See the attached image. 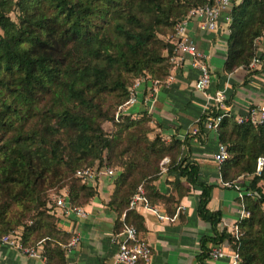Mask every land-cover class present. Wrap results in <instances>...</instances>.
<instances>
[{
	"label": "trees",
	"instance_id": "trees-1",
	"mask_svg": "<svg viewBox=\"0 0 264 264\" xmlns=\"http://www.w3.org/2000/svg\"><path fill=\"white\" fill-rule=\"evenodd\" d=\"M208 1L212 0H0V236L20 228L25 245L57 236L53 193L43 199L41 191L55 178L70 179L67 197L82 205L98 187L76 176L75 170L109 162L121 167L108 200L119 214L116 230L123 223L141 229L142 218L127 208L129 197L142 184L149 203L174 202V196L163 194L153 183L160 173L159 161L167 156V168L178 174L176 185H183L184 177L200 188L196 212L212 232L200 237L198 259L207 257L211 243L228 239L238 249L237 264H264V164L261 174H254L257 157L264 158V123L238 122L227 114L216 128L229 152L218 167L221 182L242 177L240 184L251 191L239 198L249 215L238 222L235 238L227 227L218 228L220 209L208 207L213 184L199 178L197 161H188L190 136L181 140L172 134L165 142L156 133L128 157L121 158L124 148L115 159L118 139L109 137L101 125L113 114L93 98L116 86L127 98L130 82L122 70L134 79H166L174 53L168 35L185 13ZM14 10L16 18L10 15ZM229 13L226 72L250 68L257 51L254 38L264 29V0L235 1ZM163 27L170 29L166 38L158 35ZM141 122L142 118L122 119L120 131ZM197 124L194 135L204 134L201 118ZM132 132L129 135L136 136ZM58 135L64 136L62 146Z\"/></svg>",
	"mask_w": 264,
	"mask_h": 264
},
{
	"label": "crops",
	"instance_id": "crops-1",
	"mask_svg": "<svg viewBox=\"0 0 264 264\" xmlns=\"http://www.w3.org/2000/svg\"><path fill=\"white\" fill-rule=\"evenodd\" d=\"M228 29L229 22L225 15L221 16L215 30L200 28L195 19H191L189 23L190 33L199 50L206 53L205 60L211 68L210 88L225 87L226 108L233 114H240L251 104L264 103V48L261 50V62L257 66H239L226 72L223 70V63ZM190 60L189 56H184L180 66L171 70L174 78L168 86H160L151 115L160 125L157 131L166 137L175 134L182 140L185 135L190 136L186 145L188 161H197L200 167L199 178L213 184L208 207L220 209L222 218L218 228L229 229L239 215L238 189L235 186H226L220 180L218 165L213 158L219 142L217 131L205 129L202 123L204 134L194 135L195 132H192L193 127H198L195 120L200 115L203 97L193 87L198 69L192 66ZM149 86V79L140 82L137 89L138 99L131 105L130 111L141 112L146 109ZM177 175L165 164L153 182L160 192L175 197L173 203H165L163 200L150 203L168 217L161 219L142 204L129 208L133 214L142 218V227L138 229L139 236L150 246V259H140L137 264H222L223 259L203 258L202 262L198 259L201 251L200 237L210 234L212 229L196 212L200 188L189 185L184 177L180 178L183 185H176L173 181ZM113 177L102 174L96 178V194L82 204L87 211L85 216L56 215L59 229L57 236L27 245L40 246L44 258L28 255L16 247L1 243L0 264H122L115 258L118 247L114 233L117 231L116 220L119 214L108 205L113 190ZM241 178L235 182L240 184ZM124 216L125 211L119 217L122 220ZM74 234L79 235L78 242L67 250L65 244Z\"/></svg>",
	"mask_w": 264,
	"mask_h": 264
},
{
	"label": "built area",
	"instance_id": "built-area-1",
	"mask_svg": "<svg viewBox=\"0 0 264 264\" xmlns=\"http://www.w3.org/2000/svg\"><path fill=\"white\" fill-rule=\"evenodd\" d=\"M236 0H212L203 5H198L191 8L188 13L183 15L175 24V30L168 35V40L173 45V55L171 61L174 69L176 66H180L184 56H189L192 66L198 69V76L193 81L194 89L198 90L203 97V105L199 117L195 120L196 123L202 120L203 126L208 130H215L221 118L227 114H233L225 106L226 88H210L212 84L211 68L205 60L206 53L199 50L195 40L193 39L190 30L189 23L191 19L198 21V25L202 29L215 30L219 26V20L221 16L226 17L230 23V10L233 3ZM229 30V29H228ZM254 44L257 51L249 63V67L257 66L262 59L261 51L264 48V29L261 34L254 38ZM174 75L170 73L166 79L160 80L152 78L150 79V90L146 98V111L151 113L157 100L159 88L161 85L168 86ZM141 79H138L129 88V97L120 105V109L123 106L133 105L137 101L138 86ZM211 108H214L215 113H209ZM238 122L248 121L254 125L264 123V103L263 104H251L245 112L240 114H233ZM118 114H116V118ZM197 126L192 128V132H196ZM229 157L227 146L218 142L216 150L213 152V158L216 161L218 167L222 161ZM167 158L163 159V164ZM264 164L263 156H258L255 166L254 174L260 175ZM117 169L111 166H103L100 168L83 166L75 170V175L82 180L95 183L98 176L106 174L114 176ZM226 186H235L238 189V196L242 198L244 195L251 194V191L238 182H223ZM67 188L63 187L58 192L53 193V203H51L52 211L57 216L70 217V216H85L87 214L86 209L80 204H72L67 197ZM142 204L153 210L159 218H166L167 215L159 212L155 206L150 205L142 185L137 187V190L133 192L128 200V208H134ZM249 215V211L245 209L243 203L240 204L239 215L233 222L229 231L238 238V222ZM21 229L14 228L7 233L0 236V244L7 243L22 252L34 256L44 258L42 249L40 246H27L22 243ZM79 239L78 234L72 235L70 240L65 244V248L70 250ZM114 239H117V251L116 261L122 264H137L141 259L148 261L150 259V246L143 238L139 236V232L134 225L124 223L122 228L114 233ZM210 260H221L222 264H237L239 261V253L237 247H234L228 239H224L220 244L211 243L209 245L207 257Z\"/></svg>",
	"mask_w": 264,
	"mask_h": 264
},
{
	"label": "rangeland",
	"instance_id": "rangeland-1",
	"mask_svg": "<svg viewBox=\"0 0 264 264\" xmlns=\"http://www.w3.org/2000/svg\"><path fill=\"white\" fill-rule=\"evenodd\" d=\"M10 15L12 18H16V10L12 11L10 13ZM160 29L158 30V35L166 38L167 37L166 35H168V31L170 30L169 27H163ZM0 31H1V29H0ZM162 33H165V34H162ZM121 75L125 79H127L128 82H130L129 88L138 79H141L140 81L152 79L151 77H148L147 75L146 76L145 75L140 76V77H137L134 79L132 74L128 71H125V70L121 71ZM129 88H128V91H129ZM123 96L124 95H123L121 88L117 87V86L112 87V88H108V89H105V90H102L100 92L93 94L94 101L100 105V108L109 114H113V119H105V120L101 121V125H102L105 133H107L109 137L118 139V144H117V147L115 149L117 151V153L115 154V157H114L115 159H119L118 152L124 148H127V150L122 154L121 158L122 157L123 158L128 157L131 154V152L136 150L135 147L137 145L142 147L145 144L146 140L152 139L156 133H158L160 135V137L163 139V141L167 142L170 140L171 135L166 137L164 134L160 133V131H157V128L160 127V125L157 122V120L151 115V113H149L150 114L149 115V114H147L148 113L147 111H146L147 113H143L142 111L141 112L130 111L129 109L132 107L131 105L130 106H123V108L120 109L119 108L120 105H122L124 103V101L129 97V92H128L127 98L124 99ZM116 114H118V119H120L119 121H122V119H126V118L128 120L142 118V122L134 124L130 128H124L120 131L121 125H119V121H117V119H116ZM130 131H133L132 133H134V135H136V136L133 137V136L129 135ZM137 136H139V139L137 141H134L133 138H135ZM58 137H59V145L62 146L65 143L64 136L58 135ZM178 138H181V137H178ZM166 157L167 156H164L159 161V165L161 168L163 165L165 166V164H163L162 161ZM104 160L107 161V159H104ZM151 160H156V159H154V156H153L151 158ZM107 165L116 168L117 171H119L121 169V167L118 165V163H110L109 162V164H107ZM161 168H160V170H161ZM72 176H74V175L72 174ZM69 180L70 179H63V180L58 181L55 178V181H53L50 185H46L44 191H41L43 199L46 197H49V195H48L49 193L58 192L63 187L68 186ZM260 183H262V181H260ZM140 185H142V184H140ZM28 223H30V221H28ZM52 238L53 237L49 236L46 240L52 239Z\"/></svg>",
	"mask_w": 264,
	"mask_h": 264
}]
</instances>
